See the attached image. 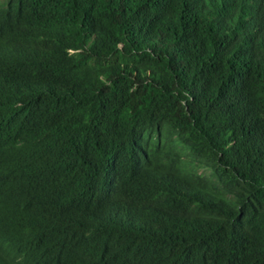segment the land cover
<instances>
[{"label": "trees", "instance_id": "obj_1", "mask_svg": "<svg viewBox=\"0 0 264 264\" xmlns=\"http://www.w3.org/2000/svg\"><path fill=\"white\" fill-rule=\"evenodd\" d=\"M0 264H264V0H0Z\"/></svg>", "mask_w": 264, "mask_h": 264}]
</instances>
